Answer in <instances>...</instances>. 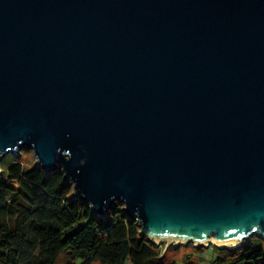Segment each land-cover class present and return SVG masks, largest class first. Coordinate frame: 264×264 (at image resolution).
I'll list each match as a JSON object with an SVG mask.
<instances>
[{
  "label": "water",
  "instance_id": "water-1",
  "mask_svg": "<svg viewBox=\"0 0 264 264\" xmlns=\"http://www.w3.org/2000/svg\"><path fill=\"white\" fill-rule=\"evenodd\" d=\"M21 148L153 242L264 236V0H0V162Z\"/></svg>",
  "mask_w": 264,
  "mask_h": 264
},
{
  "label": "trees",
  "instance_id": "trees-1",
  "mask_svg": "<svg viewBox=\"0 0 264 264\" xmlns=\"http://www.w3.org/2000/svg\"><path fill=\"white\" fill-rule=\"evenodd\" d=\"M0 167V264H58L64 252L65 264H154L161 255L122 202L97 214L73 197L61 170L47 172L14 154ZM212 248L218 251L209 264H264V238L257 235ZM185 264L202 263L188 258Z\"/></svg>",
  "mask_w": 264,
  "mask_h": 264
},
{
  "label": "rangeland",
  "instance_id": "rangeland-1",
  "mask_svg": "<svg viewBox=\"0 0 264 264\" xmlns=\"http://www.w3.org/2000/svg\"><path fill=\"white\" fill-rule=\"evenodd\" d=\"M13 154L14 153L11 152L4 155V157ZM14 155L19 156V158L23 159L24 162H26V164H32L33 162H37L36 156L32 148H28V149L21 148ZM0 171H1V167H0ZM260 237L264 238V236H260ZM154 242L158 245L159 248H161V252H162L161 255L154 260V264H169L171 262H175L176 264H185L188 258H191L193 261H198L202 264H209L211 258L215 257L218 251L212 248V245L217 246V244H214L213 242L201 244V243H194V241L192 240L174 242L173 240L168 241L165 239H160V240L155 239ZM66 255H67L66 252L62 254V256L58 261V264H65L64 257ZM79 262L80 261H77V263ZM92 264H100V263L93 262Z\"/></svg>",
  "mask_w": 264,
  "mask_h": 264
},
{
  "label": "bare ground",
  "instance_id": "bare-ground-1",
  "mask_svg": "<svg viewBox=\"0 0 264 264\" xmlns=\"http://www.w3.org/2000/svg\"><path fill=\"white\" fill-rule=\"evenodd\" d=\"M154 239V238H153ZM155 240V239H154ZM174 242H178V241H180V240H173ZM208 242H213L214 244H217V245H223V244H221V243H218V242H216V241H214L213 239H211V240H207L205 243H208ZM204 243V242H203ZM226 245H231L230 243L229 244H226ZM235 244H233L232 246H234Z\"/></svg>",
  "mask_w": 264,
  "mask_h": 264
}]
</instances>
